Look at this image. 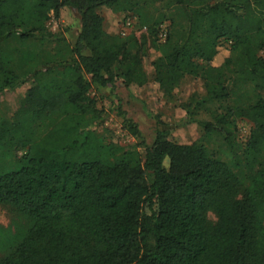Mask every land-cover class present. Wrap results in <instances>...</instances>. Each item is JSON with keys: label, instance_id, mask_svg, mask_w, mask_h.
<instances>
[{"label": "trees", "instance_id": "obj_1", "mask_svg": "<svg viewBox=\"0 0 264 264\" xmlns=\"http://www.w3.org/2000/svg\"><path fill=\"white\" fill-rule=\"evenodd\" d=\"M203 2L0 0V93L34 82L15 119H0V150H26L0 172V205L13 217L0 228V264H264V0ZM148 3L181 19L154 81L170 96L186 76L204 79L194 108L211 112L200 124L223 156L161 128L143 154L94 132L92 87L148 82L147 38L107 34L97 9L136 13L156 39L166 16L148 18ZM66 11L80 16L74 43L48 29ZM239 118L253 123L244 144Z\"/></svg>", "mask_w": 264, "mask_h": 264}, {"label": "rangeland", "instance_id": "obj_2", "mask_svg": "<svg viewBox=\"0 0 264 264\" xmlns=\"http://www.w3.org/2000/svg\"><path fill=\"white\" fill-rule=\"evenodd\" d=\"M207 4L219 3L222 0H204ZM203 2V4H205ZM97 11L103 16L104 31L112 36L124 38L136 36L146 37L147 43L143 49V65L148 77V82L143 86H134L127 89L121 81L115 86L104 88H91V96L97 102V115L93 125L94 132L104 143H112L118 147H133L140 153L145 152V145H151L155 139L158 128L165 129L169 139L182 144H191L196 141L205 143L211 151L223 156L221 150L222 140L217 136H207L203 121L212 119V114L206 107L194 108L197 100L207 93L205 81L200 77L186 76L174 89L172 95L164 96L159 84L154 81V62L163 54L164 46L169 35L173 20L181 22L179 14L172 8L164 7L163 3L149 4L145 14L150 19H161L166 16L160 25L157 37H150L147 26H144L136 13L128 11H115L107 6H102ZM162 16V15H161ZM70 27V28H68ZM68 28V29H67ZM80 28V16L76 11H66L61 19L52 18L48 22V29L53 37L64 36L70 43H74ZM155 40V42H154ZM229 44L225 43L215 64H220L224 58ZM51 49L56 48L55 42H50ZM264 55V51L262 52ZM34 86L30 79L28 82L12 90L0 93V119L12 122L16 113L22 108L27 91ZM189 107L186 105L190 103ZM220 103L211 105L213 108ZM209 107V106H208ZM189 110L193 111V114ZM127 120L133 121L140 132L134 135ZM253 123L249 120L237 119V141L244 144L250 134ZM6 150H0V172L14 167L12 161L26 153L25 149L14 151L13 157L7 158ZM215 220L213 215H210ZM13 217L0 205V228L12 226ZM1 253V250H0Z\"/></svg>", "mask_w": 264, "mask_h": 264}]
</instances>
